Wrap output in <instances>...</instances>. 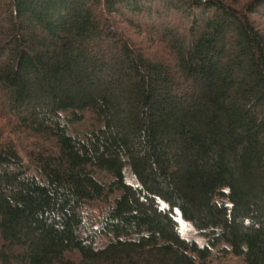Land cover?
I'll return each mask as SVG.
<instances>
[{"label":"trees","instance_id":"obj_1","mask_svg":"<svg viewBox=\"0 0 264 264\" xmlns=\"http://www.w3.org/2000/svg\"><path fill=\"white\" fill-rule=\"evenodd\" d=\"M0 120V264H264V0H0Z\"/></svg>","mask_w":264,"mask_h":264},{"label":"rangeland","instance_id":"obj_2","mask_svg":"<svg viewBox=\"0 0 264 264\" xmlns=\"http://www.w3.org/2000/svg\"><path fill=\"white\" fill-rule=\"evenodd\" d=\"M5 124H6L5 121L0 120V129H3V126ZM5 131L7 132V130ZM184 230L185 233H192V231L189 228L187 229L185 228ZM211 264H245V262L242 258L229 257L226 260L213 259Z\"/></svg>","mask_w":264,"mask_h":264}]
</instances>
